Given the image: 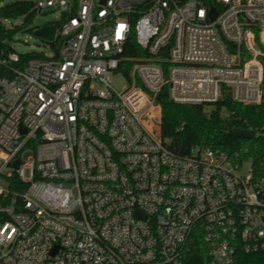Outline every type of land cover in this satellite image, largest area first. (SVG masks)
<instances>
[{
  "label": "built area",
  "instance_id": "built-area-1",
  "mask_svg": "<svg viewBox=\"0 0 264 264\" xmlns=\"http://www.w3.org/2000/svg\"><path fill=\"white\" fill-rule=\"evenodd\" d=\"M33 2L61 14L50 55L0 21V264H183L196 231L208 264L264 251V153L178 154L150 127L164 92L261 102L264 0Z\"/></svg>",
  "mask_w": 264,
  "mask_h": 264
},
{
  "label": "trees",
  "instance_id": "trees-1",
  "mask_svg": "<svg viewBox=\"0 0 264 264\" xmlns=\"http://www.w3.org/2000/svg\"><path fill=\"white\" fill-rule=\"evenodd\" d=\"M37 9L33 0H0L1 37L6 41L7 50L19 26L7 27L5 21L24 16L30 22ZM134 44L126 48L125 55H133ZM30 55V54H29ZM264 93V92H263ZM159 119L150 124L159 135L178 154H189L196 146L220 148L232 158H252L260 161L264 153V94L257 105H244L226 98L215 105L177 104L167 97L166 92L159 97ZM226 105L232 112V119L223 117L221 106ZM256 131L253 139L239 138L229 133L233 127L248 128ZM183 251V264H208V248L203 236L197 231L190 237ZM240 264H264V251L239 253Z\"/></svg>",
  "mask_w": 264,
  "mask_h": 264
},
{
  "label": "rangeland",
  "instance_id": "rangeland-1",
  "mask_svg": "<svg viewBox=\"0 0 264 264\" xmlns=\"http://www.w3.org/2000/svg\"><path fill=\"white\" fill-rule=\"evenodd\" d=\"M12 1V0H9ZM61 14L58 11H51L46 13H36L30 22H25V17L6 20L7 27L19 26L20 29L14 34L11 45L14 50L20 54L31 55L38 54L39 56L50 55L52 47L44 41L38 34L35 33L37 28L53 24L55 21L61 19ZM113 85L122 89L126 83L122 75H112ZM29 154L26 155L28 157ZM248 164L244 165L247 169Z\"/></svg>",
  "mask_w": 264,
  "mask_h": 264
},
{
  "label": "water",
  "instance_id": "water-1",
  "mask_svg": "<svg viewBox=\"0 0 264 264\" xmlns=\"http://www.w3.org/2000/svg\"><path fill=\"white\" fill-rule=\"evenodd\" d=\"M216 10L213 9V15L212 19L216 17ZM35 33L38 34L44 41L51 42L53 41L54 37L56 36V27L53 24H49L40 28H37L35 30ZM166 54V51H165ZM229 133L235 136H238L239 138H245V139H253L256 137V131L251 129H244L241 127H233L229 130ZM17 166V163H16Z\"/></svg>",
  "mask_w": 264,
  "mask_h": 264
}]
</instances>
